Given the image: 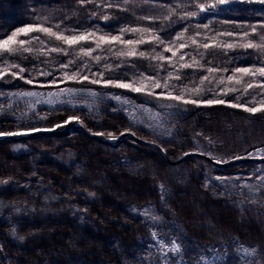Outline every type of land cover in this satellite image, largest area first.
Instances as JSON below:
<instances>
[{"label": "trees", "instance_id": "obj_1", "mask_svg": "<svg viewBox=\"0 0 264 264\" xmlns=\"http://www.w3.org/2000/svg\"><path fill=\"white\" fill-rule=\"evenodd\" d=\"M20 28L0 264H264V0H0Z\"/></svg>", "mask_w": 264, "mask_h": 264}, {"label": "snow or ice", "instance_id": "obj_2", "mask_svg": "<svg viewBox=\"0 0 264 264\" xmlns=\"http://www.w3.org/2000/svg\"><path fill=\"white\" fill-rule=\"evenodd\" d=\"M220 2H223V0H220ZM198 7L200 8V10L201 11H204L205 10V6L204 5H198ZM212 7H214V5L212 6ZM187 15L188 16H195L196 15V13L195 12H190V13H187ZM105 19H107V17H105ZM30 30H32V29H30V28H20V29H17L16 31H14V32H12L11 33V35L10 36H8L7 37V39H0V52H7V53H9V54H11V53H14V52H17V51H19L20 49L19 48H14V47H9L8 46V44H9V41H11L14 37H16L17 35H18V33H27L28 31H30ZM39 31H42V32H46V33H48L50 36H55L56 37V39H58V40H63L65 43H68V44H72V43H75V42H77V40L78 39H84L85 37H83V36H81V37H71V38H69V37H65V36H63V35H60V34H57V33H53V32H51V30L50 29H47V28H39L38 29ZM112 39H118L117 37H113ZM158 39V38H157ZM261 39L262 40H264V36H262L261 37ZM21 46L22 45H24L26 42L25 41H23V40H21V41H19L18 42ZM126 43H129V44H131L132 43V41H127ZM247 47H253V45L252 44H248V45H246ZM205 47H207V45H205ZM24 51H30V49H23ZM54 51H59V49H53ZM166 51H168V50H170V49H165ZM129 54H131V53H129ZM140 55L141 56H143L144 55V53H140ZM185 66H187V65H185ZM21 71H23V69H21ZM209 71H213L212 69H209ZM235 71L237 72V73H249V69H247V68H237V69H235ZM259 71V74L261 75V76H264V68H261V69H259L258 70ZM229 79L231 80L232 79V77H229ZM28 83H31V81H27ZM96 81H93V83H95ZM108 83H112L111 81H109ZM116 86H118V87H121V88H130L131 87V85H129V84H124V83H118ZM157 87H159V85L157 84L156 85ZM251 85H249V87H250ZM132 90L133 91H140V89L139 88H132ZM69 91H71V90H69ZM23 95H35V93H23ZM173 99H181L180 97H172ZM116 99H120V97H116ZM196 103V101H185V103ZM223 103V101H211V100H209V101H207V103H209V104H211V103ZM234 107L236 106V105H233ZM247 111H253V112H255V111H257L258 109H255V108H251V109H246ZM16 133H4V132H0V136H4V135H15ZM173 248H174V250H178L177 248H176V246L174 245L173 246Z\"/></svg>", "mask_w": 264, "mask_h": 264}, {"label": "bare ground", "instance_id": "obj_3", "mask_svg": "<svg viewBox=\"0 0 264 264\" xmlns=\"http://www.w3.org/2000/svg\"><path fill=\"white\" fill-rule=\"evenodd\" d=\"M78 122H75V123H73L72 125H66L65 127H63V128H66V129H72V128H75V127H77V126H75V124H77ZM68 127H71V128H68ZM79 127H81V125H79ZM63 128H61V130H63ZM65 130V129H64ZM142 142H146V141H142ZM181 158V157H180Z\"/></svg>", "mask_w": 264, "mask_h": 264}, {"label": "water", "instance_id": "obj_4", "mask_svg": "<svg viewBox=\"0 0 264 264\" xmlns=\"http://www.w3.org/2000/svg\"><path fill=\"white\" fill-rule=\"evenodd\" d=\"M79 125H80V123L75 124V126H77V127H79ZM68 128H71V127H68ZM64 129H66V128H63V130H64ZM121 135H122V134H121ZM121 135H120V136H121Z\"/></svg>", "mask_w": 264, "mask_h": 264}]
</instances>
